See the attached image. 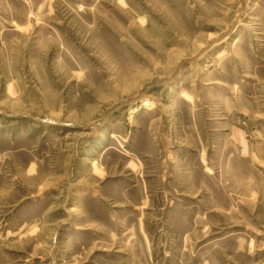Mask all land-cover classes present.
Instances as JSON below:
<instances>
[{"label": "rangeland", "instance_id": "374dc122", "mask_svg": "<svg viewBox=\"0 0 264 264\" xmlns=\"http://www.w3.org/2000/svg\"><path fill=\"white\" fill-rule=\"evenodd\" d=\"M0 264H264V0H0Z\"/></svg>", "mask_w": 264, "mask_h": 264}]
</instances>
